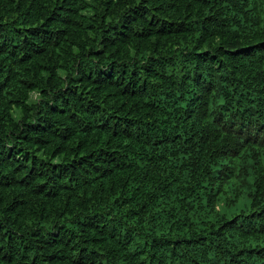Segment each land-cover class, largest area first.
<instances>
[{
  "label": "trees",
  "instance_id": "16d2710c",
  "mask_svg": "<svg viewBox=\"0 0 264 264\" xmlns=\"http://www.w3.org/2000/svg\"><path fill=\"white\" fill-rule=\"evenodd\" d=\"M0 264H264V0H0Z\"/></svg>",
  "mask_w": 264,
  "mask_h": 264
}]
</instances>
